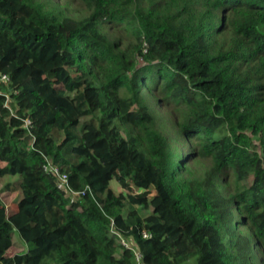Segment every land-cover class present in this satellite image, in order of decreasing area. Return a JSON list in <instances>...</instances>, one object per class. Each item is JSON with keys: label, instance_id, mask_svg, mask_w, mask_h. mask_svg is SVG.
<instances>
[{"label": "trees", "instance_id": "1", "mask_svg": "<svg viewBox=\"0 0 264 264\" xmlns=\"http://www.w3.org/2000/svg\"><path fill=\"white\" fill-rule=\"evenodd\" d=\"M80 1L72 16L0 0V182L18 193L10 213L0 198V264H255L264 0ZM145 89L179 114L189 153L209 161L201 176L186 175ZM46 159L85 195L71 202ZM15 233L26 249L10 254Z\"/></svg>", "mask_w": 264, "mask_h": 264}, {"label": "rangeland", "instance_id": "2", "mask_svg": "<svg viewBox=\"0 0 264 264\" xmlns=\"http://www.w3.org/2000/svg\"><path fill=\"white\" fill-rule=\"evenodd\" d=\"M56 4L60 5L62 8H65L67 13L70 15L74 16H79L85 13V7L81 3L80 0H52ZM77 72H73V75H76ZM146 90V98L148 100V103L150 105V108L152 109L153 113L156 116V122H157V128L158 130L166 137L168 144L170 147L176 148V150L181 154V155H186L188 154V159L186 161L187 163V176L190 177H199L201 176L205 169L208 168L209 166V161L204 160L202 158H199L197 156V153L195 151H191L189 153V145H191L192 139H187L181 136L179 132V119L180 116L176 112H174L170 107H167L163 105L160 101H156V95H153L149 90ZM190 155V157H189ZM10 180H14L15 178L10 177ZM3 182H0V198L6 205L8 209V213L12 212L13 210L16 209V198H17V191H9L6 190L3 187ZM229 183H221L222 187H226L227 189H230L228 187ZM112 187L113 189L119 193L123 194H129V193H136L137 190L130 184H125V185H120L116 180H112ZM238 232L243 233L246 235L252 236L251 231L249 230L248 227H238ZM14 237V244L13 246L9 249L10 254H15L22 252L26 249V246L22 239L19 237L17 233L13 235ZM231 253L234 254V251L232 248H229ZM254 253L256 255V259H254L255 264H264V251L262 250L261 247H255L254 248Z\"/></svg>", "mask_w": 264, "mask_h": 264}, {"label": "built area", "instance_id": "3", "mask_svg": "<svg viewBox=\"0 0 264 264\" xmlns=\"http://www.w3.org/2000/svg\"><path fill=\"white\" fill-rule=\"evenodd\" d=\"M3 78L8 79L6 76H3ZM24 122L26 126L30 127L31 121L28 118H26ZM43 169H44V172H46L48 175L55 177L56 187L60 190L66 191L70 196L71 202H73L77 196L85 195V189L74 190L69 183L68 174L65 171H63L59 166L54 165L49 159H46V162L43 165ZM143 236L146 237L149 235L146 232H143ZM121 242L125 246H127V243L125 242L123 238L121 239ZM135 257H136V260L140 262L141 257H142L141 252L136 250Z\"/></svg>", "mask_w": 264, "mask_h": 264}]
</instances>
